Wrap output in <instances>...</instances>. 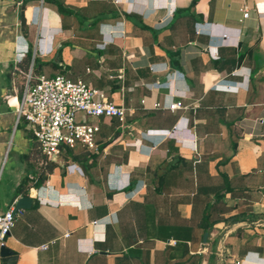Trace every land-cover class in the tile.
Segmentation results:
<instances>
[{"label":"crops","instance_id":"obj_1","mask_svg":"<svg viewBox=\"0 0 264 264\" xmlns=\"http://www.w3.org/2000/svg\"><path fill=\"white\" fill-rule=\"evenodd\" d=\"M32 64L126 123L48 167L14 109ZM24 196L15 264H264V0H0V215Z\"/></svg>","mask_w":264,"mask_h":264},{"label":"built area","instance_id":"obj_2","mask_svg":"<svg viewBox=\"0 0 264 264\" xmlns=\"http://www.w3.org/2000/svg\"><path fill=\"white\" fill-rule=\"evenodd\" d=\"M241 12L244 19L250 16V11L245 6L241 8ZM24 52H28V49ZM216 87L226 91L237 89L234 88L235 85L227 82L219 83ZM14 106L17 123L25 124L47 161L63 151L74 149L77 144L83 145L89 151L98 150L96 135L100 128L87 119L116 118L124 126L127 116L124 107L109 102L102 91L85 81H71L61 74L51 78L35 76L33 64L25 75L21 101ZM161 107L174 111L180 108V104L171 101L154 105V108ZM259 122L262 123V119ZM172 134L173 131H168L162 135L170 137ZM16 203L17 200L0 215V248L5 247L6 238L20 213V210L15 212ZM68 235L69 233L65 234ZM47 247L45 245L42 248Z\"/></svg>","mask_w":264,"mask_h":264},{"label":"water","instance_id":"obj_3","mask_svg":"<svg viewBox=\"0 0 264 264\" xmlns=\"http://www.w3.org/2000/svg\"><path fill=\"white\" fill-rule=\"evenodd\" d=\"M33 200L29 196L20 197L15 206V212L21 209L31 208ZM0 256L4 264H15L17 257L14 256V252L10 251L6 247L0 248Z\"/></svg>","mask_w":264,"mask_h":264},{"label":"trees","instance_id":"obj_4","mask_svg":"<svg viewBox=\"0 0 264 264\" xmlns=\"http://www.w3.org/2000/svg\"><path fill=\"white\" fill-rule=\"evenodd\" d=\"M27 57H29V56H27ZM26 57V58H27ZM39 146V145H38ZM39 153L40 154H42V151H41V149H40V147H39ZM43 155V154H42ZM42 158V157H41ZM43 160H45L46 158H45V156L43 155V158H42ZM54 164H53V162L52 161H50L49 163H48V167L50 166V167H52ZM44 180H45V177H41L40 178V181H39V183H38V186H40L41 184H42V182H44ZM27 186V182H25V183H23L22 184V186H21V189H20V191L22 192V193H24V194H27V190H28V188L26 187Z\"/></svg>","mask_w":264,"mask_h":264}]
</instances>
